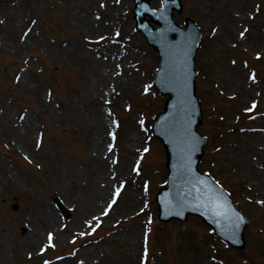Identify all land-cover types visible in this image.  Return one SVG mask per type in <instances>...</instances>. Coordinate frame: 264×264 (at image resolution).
I'll return each mask as SVG.
<instances>
[{
	"label": "rangeland",
	"instance_id": "rangeland-1",
	"mask_svg": "<svg viewBox=\"0 0 264 264\" xmlns=\"http://www.w3.org/2000/svg\"><path fill=\"white\" fill-rule=\"evenodd\" d=\"M182 2L176 20L191 16L204 33L201 168L250 217L246 247L196 217H157L167 170L152 123L166 97L133 0H0V264H264V0ZM105 163V178L89 173ZM94 179L99 206L88 215Z\"/></svg>",
	"mask_w": 264,
	"mask_h": 264
},
{
	"label": "water",
	"instance_id": "water-1",
	"mask_svg": "<svg viewBox=\"0 0 264 264\" xmlns=\"http://www.w3.org/2000/svg\"><path fill=\"white\" fill-rule=\"evenodd\" d=\"M150 1L135 0L134 18L136 28L146 35L160 56L156 87L169 95L164 111L154 123V132L166 148L169 170L166 187L157 194L159 217L166 221L185 220L189 214H198L223 241L243 248L249 219L221 186L198 171L202 148L207 143V138L196 130L201 122V108L195 93V56L202 32L189 17L185 18L186 27L173 20L175 9L182 12L181 0H162L160 9H152ZM151 21L159 27H154ZM183 149L185 157L180 155ZM210 200L222 205V214H217ZM56 202L67 213L58 199Z\"/></svg>",
	"mask_w": 264,
	"mask_h": 264
},
{
	"label": "bare ground",
	"instance_id": "bare-ground-1",
	"mask_svg": "<svg viewBox=\"0 0 264 264\" xmlns=\"http://www.w3.org/2000/svg\"><path fill=\"white\" fill-rule=\"evenodd\" d=\"M92 72L93 73L96 72V59L92 61V65L91 66H87V74L92 73ZM92 110H93V112H89V114L90 115H96V107H93ZM26 122H28V121L25 120L24 124H26ZM94 134L95 133L92 132L90 140L92 138H94V140L91 141V143L93 145V148L95 149L94 155L96 157V155H97L96 154V150H98L100 145H101L100 139L102 138V134L99 135L98 131H96V135H94ZM104 150H105V148H104ZM94 155H92V156L94 157ZM180 155L185 157L186 156V151L184 149L181 150ZM98 159H99L98 161H100L101 159H104V158L99 156ZM97 166L98 165H96V167L93 168L92 171H90L89 173L96 174V171H99L98 177L105 178L107 176L109 165L107 163H105L102 166H100L99 168ZM101 170H103V171L101 172ZM92 184H93V189H92V191L90 193L91 195H89L88 200L84 204V207L86 206L85 207L86 208L85 212L88 213V215H96V209H98V206H99L97 201L95 200V197H96V179H94V181H92ZM106 191H107V187L105 185L104 192H103L102 196H99V199L104 200V198L106 196ZM50 223H54L56 225V220L54 218H50L49 219V224ZM37 228H38L37 226L34 228L36 230L35 235L39 234V232L37 231ZM2 246H5L4 241L2 243Z\"/></svg>",
	"mask_w": 264,
	"mask_h": 264
},
{
	"label": "snow or ice",
	"instance_id": "snow-or-ice-1",
	"mask_svg": "<svg viewBox=\"0 0 264 264\" xmlns=\"http://www.w3.org/2000/svg\"><path fill=\"white\" fill-rule=\"evenodd\" d=\"M117 35H119V33H117ZM141 123H143V122H141ZM113 138H115V137H113ZM109 150H111V148ZM113 203H115V201H113ZM210 203L213 204L216 207V209L218 210L217 214H222V212L220 211V209H222V205L216 204L214 200H210ZM51 239H52V237L50 234L49 240H51ZM46 264H47V262H46Z\"/></svg>",
	"mask_w": 264,
	"mask_h": 264
}]
</instances>
